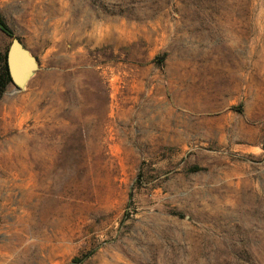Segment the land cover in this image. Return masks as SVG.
<instances>
[{"label": "rangeland", "instance_id": "obj_1", "mask_svg": "<svg viewBox=\"0 0 264 264\" xmlns=\"http://www.w3.org/2000/svg\"><path fill=\"white\" fill-rule=\"evenodd\" d=\"M0 12V264H264V0Z\"/></svg>", "mask_w": 264, "mask_h": 264}, {"label": "water", "instance_id": "obj_2", "mask_svg": "<svg viewBox=\"0 0 264 264\" xmlns=\"http://www.w3.org/2000/svg\"><path fill=\"white\" fill-rule=\"evenodd\" d=\"M6 64L11 82L16 89L26 86L28 80L39 67L38 57L21 41L16 34L10 36L6 49Z\"/></svg>", "mask_w": 264, "mask_h": 264}, {"label": "trees", "instance_id": "obj_3", "mask_svg": "<svg viewBox=\"0 0 264 264\" xmlns=\"http://www.w3.org/2000/svg\"><path fill=\"white\" fill-rule=\"evenodd\" d=\"M0 29L4 31L7 35H14L12 28L5 21L4 17L0 12ZM6 49L0 54V92L4 90L6 85L11 82V77L7 69L6 64Z\"/></svg>", "mask_w": 264, "mask_h": 264}]
</instances>
